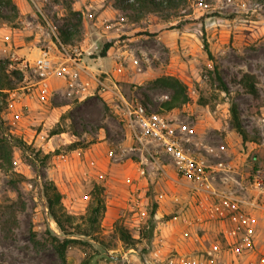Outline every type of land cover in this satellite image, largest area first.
<instances>
[{"label": "rangeland", "instance_id": "rangeland-1", "mask_svg": "<svg viewBox=\"0 0 264 264\" xmlns=\"http://www.w3.org/2000/svg\"><path fill=\"white\" fill-rule=\"evenodd\" d=\"M13 1L19 12L5 6L0 27L29 42V54L56 44L64 55L55 65L68 63L67 72L78 75L54 76L52 92L43 91L51 106L37 114L16 91L31 92L30 81L38 77L28 71L32 80L22 73L19 79L8 71L10 56L0 58L6 66L0 67V85L12 86L0 96V137L27 145L14 146L13 167L0 166V264H170L171 257L180 264L188 256L208 259L210 250L214 264H264V0H147L126 8L122 0ZM70 7L82 13L79 27L71 24ZM63 30L71 35L67 43L59 36ZM203 32L213 59L204 49ZM108 42L112 46L101 56ZM79 58L91 68L78 65ZM215 63L229 95L214 79ZM246 73L255 76L257 95L250 93ZM164 75L188 85L189 102L170 110L162 106L171 91L153 80ZM123 98L172 119L179 139L208 164L232 163L229 187L235 194L245 193L239 183L253 185L247 194L255 199L254 252L241 234H227L237 224L232 214L218 212L211 236L194 225L198 209L188 203L190 185L169 157L133 149ZM232 102L239 105L246 143L231 124ZM53 129L63 132L51 135ZM76 141L87 148L71 150ZM49 181L63 194L64 209L77 217L74 225L82 223L94 185L105 188L107 207L98 231L74 232L88 242L70 246L66 260L54 241L65 235L46 207ZM119 226L136 239L135 247L119 238Z\"/></svg>", "mask_w": 264, "mask_h": 264}, {"label": "built area", "instance_id": "built-area-1", "mask_svg": "<svg viewBox=\"0 0 264 264\" xmlns=\"http://www.w3.org/2000/svg\"><path fill=\"white\" fill-rule=\"evenodd\" d=\"M89 17L93 18V14L89 13ZM69 60H66L65 63ZM73 62L77 64V61L74 60ZM68 65V63L55 65V57L51 49L46 47L40 49L39 56L34 60L15 55L10 56L7 68L8 71L21 72L25 78L28 77L29 79L31 78L27 72H32L34 77H38L36 80L31 79L30 82L34 83L37 80L54 76L66 78V74L76 77L78 71L67 72L68 68L71 67ZM123 100L122 115L135 139L133 149L141 152L148 151L152 157L168 156L174 164L176 174L185 179L194 191L198 193L206 192L213 199V206L220 215L232 214V218L237 224L229 228L227 234L233 238L241 234L249 251L254 252L256 249L253 239L256 217L250 210L255 206V199H251L247 194V189L251 190L253 185L250 183L247 186L239 183V187L245 190V193L242 196L235 194L228 186L231 178H235V167L232 163L220 161L216 165L208 164L204 156L191 153L179 139L172 119L151 110L137 99L130 101L123 98ZM218 183L223 184L224 188H220ZM197 195L199 197L201 194ZM207 252L209 256H212L211 259H209V256L208 259L203 258V256H188L182 258L180 264H214V250ZM178 260V258L171 257L170 264H177ZM262 261L264 262V258H262Z\"/></svg>", "mask_w": 264, "mask_h": 264}, {"label": "trees", "instance_id": "trees-1", "mask_svg": "<svg viewBox=\"0 0 264 264\" xmlns=\"http://www.w3.org/2000/svg\"><path fill=\"white\" fill-rule=\"evenodd\" d=\"M141 6H144L147 0H122V7L135 6L137 3ZM155 1V0H148ZM166 2L171 0H165ZM164 1V2H165ZM5 6H9L10 9L14 12H19L17 4L13 0H0V18L4 17L3 9ZM68 12L70 13L72 19L75 20L74 23H71L75 27H79L83 22L82 13L78 10L69 8ZM8 18V17H7ZM9 19V18H8ZM203 40H204V49L209 55L211 59L214 58V55L210 49L209 42L206 38V33L203 32ZM59 36L62 37V43H67L71 37L70 32L63 30L59 33ZM112 46L111 42H108L104 45V48L101 51V56H106L109 48ZM3 71H5L6 66H1ZM18 74H21L19 71H14L13 75L18 77ZM245 82L249 88L250 93L253 95L258 94L257 87L255 85L254 79L255 76L246 73ZM20 79V77H18ZM214 79L218 83V86L221 88L223 92L226 94H230V88L228 84L225 82L223 77L220 74L218 65L215 63L214 65ZM155 85L162 86L171 91L170 97L162 102V106L165 109H173L176 107H180L185 103L190 101L189 95V87L188 85L182 81L180 78L173 75H164L158 77L153 80ZM11 83V82H10ZM7 84V83H6ZM5 83L0 85V96L6 97L8 93L4 91L5 89H11V87H6ZM230 114H231V124L235 128L236 132L241 136L243 143H246L250 140L248 132L243 125V120L240 113L239 105L236 102H232L230 104ZM62 129H53L51 131V135L62 133ZM20 146L21 148H26V143L19 138H13L11 136H2L0 137V166L1 167H13V158H14V146ZM71 150H75L78 148H87V145H80L79 142H73L69 145ZM59 153V151H56ZM13 184H16L14 180L11 181ZM104 186L100 184H95L91 191V200L89 202L87 211L85 215L82 216V223H76L77 217L68 213L63 206V194L59 191L57 185L53 181H49L44 185V197L46 200V207L49 210V214L57 223L59 229L65 235L63 239L59 236L54 237L56 249L63 260H66V251L70 246L75 244H86L88 241L86 239L73 237L74 232L77 234H82L84 236H91L94 232L98 231L100 222L106 211V199L104 197ZM157 207V203L154 205L153 214L155 213ZM75 228V229H74ZM76 228H78L76 230ZM117 232L119 234V238L128 244L131 247H135L136 239L132 236L127 228L124 226L117 227ZM142 232V231H141ZM33 236L35 237L34 233Z\"/></svg>", "mask_w": 264, "mask_h": 264}, {"label": "crops", "instance_id": "crops-1", "mask_svg": "<svg viewBox=\"0 0 264 264\" xmlns=\"http://www.w3.org/2000/svg\"><path fill=\"white\" fill-rule=\"evenodd\" d=\"M28 45H30L29 42H26L25 40H22V39L17 40V38L13 37V31H8L7 28L0 27V58H4L6 56H12V55L23 57L25 59L37 57L40 51L39 48H37L39 51L34 49L33 52L29 54ZM50 49L54 57L56 58L55 59L56 62H58L57 59H59V57H61L64 54L62 53V51L59 50V47L56 48V44L55 46L51 45ZM63 59L66 61L69 58L65 56ZM80 61L81 62H78V65L82 66L83 68L84 67H87L88 69L91 68L90 65L87 66L86 62L83 59H81ZM61 63H64V62H61ZM54 81H55V77L37 80L31 84L32 86L30 89L31 92L29 93H25L23 91L19 92L22 88H24V87H19L17 88V91H16V93L18 94V99H20L23 103L28 104L30 106L29 110H31V112L32 110H36V113L38 114V112L41 111L42 108L51 106V103L48 100L49 95H47V93L52 92ZM44 90L45 92H47L46 94H43ZM53 108L54 110H56L55 107ZM220 185L221 186H219V183H218L219 187L221 188L224 187L223 184H220ZM190 188L191 189L189 192V199H188L189 202L188 203L198 209V215L193 219L195 220L194 225L196 224L199 225V228H202L205 230L206 236H211L212 234L216 232L215 229L217 228V222H218V216H219L218 211H216L213 206L214 204L212 202L213 199L210 198L206 192L198 193L192 189L193 187H190ZM197 194H201V195L197 197ZM195 197L198 198L197 201H193L195 200ZM197 203L199 205H196Z\"/></svg>", "mask_w": 264, "mask_h": 264}]
</instances>
